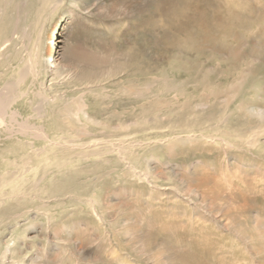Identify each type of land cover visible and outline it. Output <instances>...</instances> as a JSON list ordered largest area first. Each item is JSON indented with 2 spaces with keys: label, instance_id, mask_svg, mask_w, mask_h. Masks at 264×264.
Here are the masks:
<instances>
[{
  "label": "rangeland",
  "instance_id": "obj_1",
  "mask_svg": "<svg viewBox=\"0 0 264 264\" xmlns=\"http://www.w3.org/2000/svg\"><path fill=\"white\" fill-rule=\"evenodd\" d=\"M0 29V90L34 39L17 107L89 144L0 139V264H264V0H0Z\"/></svg>",
  "mask_w": 264,
  "mask_h": 264
},
{
  "label": "bare ground",
  "instance_id": "obj_2",
  "mask_svg": "<svg viewBox=\"0 0 264 264\" xmlns=\"http://www.w3.org/2000/svg\"><path fill=\"white\" fill-rule=\"evenodd\" d=\"M0 32H1V29H0ZM4 34H5V38L0 42V58L1 57H4V58L10 57V53L12 52L11 46H13V44H14V31H11L10 33L4 32ZM9 41H12L10 43L11 46L6 47L4 49L3 48L5 46L4 43H7ZM35 45H36L35 40L30 39V41L28 42L27 47H26V49L29 48V49H27V57H28L27 59H28V62L30 63L29 69L27 71H25L26 73H19L18 72L19 74L15 77V79L10 81V82L5 83L3 88L0 90V139L1 138L6 139L9 137H16L17 141L20 140L21 138H24L23 140L26 141V139L28 140L29 138H33V140L34 139L41 140L43 143H45L44 146L42 145L38 148L39 153L45 152L47 150H51L55 154H57V153L62 152L63 150L69 149V150H71V153L81 154L82 157H85V155H83L84 151L74 152V149H82V147L87 146L89 144L81 145L80 143H73L71 139H68L65 142H61L57 145L56 142L51 141L48 138V134H47L48 127L46 126V123H45V120H46L45 117H48L50 115V112H49L50 107H48L49 105L47 103H41V104H39V106H34V107L28 106L29 109H27V110H29L28 112H30L29 116L28 115L26 116L25 115L26 112L24 113L23 111H21V109L19 107H17L20 100L22 99V96L25 94L23 91L24 90L23 88L25 86L27 76L31 75V74L33 75V73L35 75L36 72L41 68V65L38 64V61L40 60V56L38 54L39 52H37V51L35 52V49H34ZM1 47L3 48L2 50H1ZM52 51H53V48H51L49 50L50 53ZM47 53H48V50L45 49L44 55H46ZM48 62H49V60H48ZM52 63H53V59H51L50 64H52ZM15 74H16V72H15ZM35 78H36V76H35ZM31 84L33 85V83H31ZM64 108H66V106ZM82 111H83V107L78 105L75 109V112H74V114L76 116V120H78L80 122L82 120L81 115H83V113H81ZM32 117L38 118L37 122H35V123L30 122L29 119ZM85 119H87V118H85ZM84 129H82L84 131V133H88V130H84ZM186 138L188 139L189 136H187ZM188 140H191V137ZM26 142L32 143V141H26ZM158 143H159V141H158ZM91 144H93V143H91ZM32 152H34V150ZM97 153H99V151L91 150L87 154L93 155V154H97ZM57 156L52 157V156H50V154L43 155V156L39 155L37 157V159H40L41 157L44 158L45 160L55 159ZM105 158H107V157H105ZM103 159H104V157H103ZM103 159H101V160H103ZM30 167L32 168V167H34V165L32 164ZM6 175H7V172L0 173V178H1L0 179V203L3 201L2 196L3 195L6 196L4 193L13 192L14 197H17L18 192H15V191H20V188H21L20 184L22 183V181H24V179L15 181L17 176L13 177V179H12L15 182L12 180L6 181ZM11 176H13V175H11ZM7 183L9 186L8 185L6 186ZM4 186L8 187V189L5 188L2 190L1 187H4Z\"/></svg>",
  "mask_w": 264,
  "mask_h": 264
}]
</instances>
